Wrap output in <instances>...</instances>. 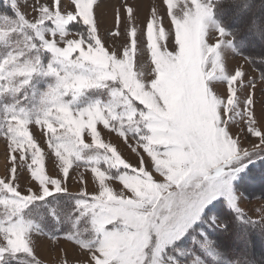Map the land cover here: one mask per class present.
Returning a JSON list of instances; mask_svg holds the SVG:
<instances>
[{
	"label": "rangeland",
	"instance_id": "1",
	"mask_svg": "<svg viewBox=\"0 0 264 264\" xmlns=\"http://www.w3.org/2000/svg\"><path fill=\"white\" fill-rule=\"evenodd\" d=\"M200 2L211 6L210 0H101L96 9L99 39L95 47H82V41L71 35L70 44L57 50L69 59L73 52H79L77 59L83 58L98 69L95 77L57 72L64 80L60 104L53 105L59 122L51 116L42 118L43 106L38 103L42 93L55 84V77L43 71L51 59L47 53L39 54L41 71L21 89V98L27 99L15 114H9L12 131L7 135L9 125L0 113V185L19 187L16 196L20 200L11 203L31 197V193L21 194L31 187L32 179L45 186L49 177H54L53 192H59L32 202L21 213L32 225L28 241L38 264H92L88 245L104 237L86 231L84 224L74 227L75 199L81 192L92 195L96 202L83 201L85 210L98 217L101 228L111 220L118 221L116 235L109 239L102 255L137 264L169 183H177L190 172L231 161L254 150V145L264 147V58L257 68L254 65L259 63H250L238 54L231 36L220 34V23L214 15L204 25L190 15ZM92 4L93 0H77L81 19L88 24L92 22ZM263 9L257 3L253 15L262 16ZM5 10L11 15L5 0H0V11ZM28 15L31 18L30 5ZM80 30L86 31L85 26L80 25ZM22 39L13 37L7 46L0 45V57L9 49L18 50ZM166 40L174 41L176 47L171 48ZM257 41L264 40L250 38L249 46L258 53L264 52ZM35 55V51L27 53L29 59ZM79 71L82 70H73ZM94 79L118 80L128 93L125 104L130 96L148 109L152 118L150 131L143 122L125 119L121 124L110 112L86 107L87 102L108 98L107 89L98 87ZM81 90L85 91L79 97L73 95ZM21 110L25 119L18 118ZM117 113L131 116L123 108ZM98 120L104 128L111 124L116 131L97 126ZM84 129L91 136L88 144L92 147L67 151L64 145L72 137L63 133L67 130L78 134ZM136 129L140 130L139 136ZM125 132L129 133L127 138ZM260 158H264V153L250 154L244 161L246 168L237 169L239 178L234 180L236 192L243 198L241 207L253 219H259V215L252 210L264 207V190L259 183L252 186L249 180L251 162ZM70 169L71 180L64 184L68 189L64 192L60 184ZM4 195L7 194L0 191V196ZM218 207L216 222L226 224L227 229L204 222L198 231L186 233L169 247L167 254L183 259L185 264H252L250 254L259 255L260 251L255 248L252 252L251 241L240 230L247 229L251 238L255 235L250 231L257 226L247 219H238L224 203ZM50 211H58L59 219H54ZM7 216V210L0 209V221ZM45 220L53 223V232L42 226ZM124 220L128 221L127 227ZM258 224L260 233H264V225ZM13 240L17 246L24 244L23 236H14ZM206 240L215 246L203 248ZM8 264L17 262L10 260ZM20 264L34 261L29 255ZM96 264L103 261L97 260Z\"/></svg>",
	"mask_w": 264,
	"mask_h": 264
},
{
	"label": "snow or ice",
	"instance_id": "2",
	"mask_svg": "<svg viewBox=\"0 0 264 264\" xmlns=\"http://www.w3.org/2000/svg\"><path fill=\"white\" fill-rule=\"evenodd\" d=\"M219 2L221 0H216V3ZM100 3L101 0H93L91 9L92 22L88 24L85 23L84 19H81L77 9V0H5V7L6 9H11V15L8 14L7 10L0 11V45L7 46L13 37H23L21 44L17 46L18 50L9 49L7 54L0 57V113L4 114L5 123L9 125L6 135L12 131L10 127L12 120L9 114H15L18 106L27 99V97L21 98V89L29 85L31 78L41 71L40 53L50 55L51 59L46 67H43V71L46 75L55 77V84L49 86L38 101L43 106L41 116L44 119L51 116L59 122V114L54 111L53 105L59 106L60 104L64 80L57 76V72H64L68 75H88L90 77L97 75V66L90 65L83 58L77 59L80 56L79 52H73L71 59H69L66 53L61 54L57 50L70 44L71 41L68 37L71 35L82 41V47L87 48L89 44L95 47V41L99 39L96 9L100 6ZM29 5L31 7V18L28 15ZM250 7V4H241L240 0H233L232 3L231 11L236 17L238 25L242 26L245 33L240 40L241 43L250 38L264 40V17L252 15ZM190 15L196 16L201 24L204 25L214 15V5L208 6L200 2L190 12ZM80 25L85 26L86 31H81ZM94 28L95 32L93 31ZM74 29L76 30L75 33L72 31ZM225 33L232 37V43L235 44L236 36L221 25L220 34ZM217 39H219V36ZM100 42L103 44L102 40ZM165 43L173 49L176 47L172 40H166ZM32 51H35L37 55L29 59L27 53ZM57 64L60 65L58 69L55 68ZM73 70L82 71L74 73ZM93 82L98 87L107 89L108 98L105 101L95 100L87 102L85 103L86 107L98 112H110L121 124L125 119H130L136 123L143 122L150 131L152 118L151 114L148 113V109L139 101H133L130 96L128 97V103L125 104L124 97L128 93L126 89L119 86L118 80L115 82H104L102 79L100 81L94 79ZM85 90L73 95L79 97ZM97 105L99 106L98 109L96 108ZM121 108L131 113V116L118 114L117 109ZM146 115L148 116L147 120L144 119ZM137 117L140 119L137 120ZM18 118L25 119L26 114L21 110ZM98 125H102L103 129L108 132L116 131L111 124L108 128H104V125L99 120L97 121ZM136 132L139 136L140 130L136 129ZM128 134L125 132L124 137L127 138ZM63 135L72 137V140L64 145L70 153L76 147H92V145L88 144L91 136L87 129L78 134L66 130ZM261 139H264V136ZM139 142L143 143L144 141L140 140ZM253 147L254 150L245 151L242 156H238L231 161L223 162L216 167L190 172L182 179H179L177 183L168 184V191L162 193V201L154 213L156 221L151 226V233L146 238L141 258L137 264H185L183 259L168 255L166 250L181 240L186 233L191 235L198 231L200 225L204 222L210 221L218 227L227 229L226 224H217L215 219L218 206L221 203L229 206L236 213L238 219H247L249 223L264 225V207L252 210L259 215V219H253L242 209L241 202L243 198L236 192L234 186V180L239 178L237 169L242 171L246 168L245 159L249 158L250 154L264 153V147L255 145ZM46 168L47 165L45 170ZM29 179H31V173H29ZM54 179V177L50 176L49 182L45 186H41L36 180L32 179L31 187L27 192L21 194L27 195L31 193V197L28 200L20 201L18 204H12L11 202L20 200V197L16 196V192H19V187L17 185H9L8 188H4L3 185H0V191L7 194L0 196V209L8 212L7 218L0 221V264H8L10 260L20 264V261L29 255L33 259L34 264H38L36 254L31 251V244L28 241L32 225L22 218L21 213L32 202L42 201L54 193H59L53 192V187H55ZM70 180L71 169L69 170V176L60 184V189L67 192L68 189L64 187V184H67ZM84 183L88 182L84 181ZM121 186L123 187V185ZM93 192H95V189H93ZM84 200H87L89 204L96 203L92 195L86 196L84 192H81L78 198L75 199L74 227L78 228L80 224H84L86 231L91 232L93 235H102L104 237L98 243L88 245L87 250L92 253L90 256L92 264H96L97 260H102L103 264H128L125 259L117 257L113 260L102 255L109 239L116 235L118 221L111 220V223L105 224L101 228L95 213L85 210ZM36 211L39 210L37 209ZM49 214L54 219H59L58 211H50ZM123 223L125 227L128 226L127 220H124ZM200 234L204 235L203 232ZM14 236H23V246L16 245L13 240ZM73 239L75 238L73 237ZM210 246L214 247V242L206 240L202 247L208 248ZM200 264H203V262L201 261Z\"/></svg>",
	"mask_w": 264,
	"mask_h": 264
},
{
	"label": "trees",
	"instance_id": "3",
	"mask_svg": "<svg viewBox=\"0 0 264 264\" xmlns=\"http://www.w3.org/2000/svg\"><path fill=\"white\" fill-rule=\"evenodd\" d=\"M240 2L241 4H244V5H249V4L251 5L250 11L252 15L255 11V7L257 3H260L264 8V0H240ZM232 3H233V0H221V2L219 3H216V0H210V4L214 5V16H215V19L220 23V27L221 25H223L224 28H226V30H228L229 32L233 33L236 36L235 46L237 48L236 50L238 54L248 58L250 63H253V64L259 63V64L254 65V66H257V68H259L261 67V64H260V61L262 60L261 57L264 58V52L258 53V51H256L254 48L252 49V47L249 46L250 39H248L247 41L243 43L240 42V40L244 37L245 33L243 31L242 26L238 25L237 19L236 17H234L231 11ZM263 12H264V9H263ZM259 17H264V13L262 14V16L260 15ZM256 45L260 47L261 46L264 47V41L262 43L259 42ZM251 164H252L251 165L252 174L251 176H249L250 183L252 186L254 184L259 183L261 185V188L264 190V158H260L259 160L255 162H251ZM226 213L228 215L230 214L229 211H227ZM45 222L46 223H43L42 226L46 228L47 230H50V232H53V229H54L53 223L46 221V220ZM251 224H253V226L260 227L258 223H251ZM257 227H254V229L250 231L251 235L252 234L255 235L254 237H251V238L247 236L248 235L247 229L241 228L240 230V231H244L243 235H246V239H249V241H251V243L249 244L252 245L251 246L252 252L254 251L255 248H258L260 251L259 255L250 254V260L252 264L264 263V233H260V230ZM256 228L258 229V231H255ZM235 229L233 230V233H232L233 236L235 235V232H234ZM240 240H238V242ZM237 259L240 261H243V259H240L238 257ZM236 264H240V262H237Z\"/></svg>",
	"mask_w": 264,
	"mask_h": 264
},
{
	"label": "crops",
	"instance_id": "4",
	"mask_svg": "<svg viewBox=\"0 0 264 264\" xmlns=\"http://www.w3.org/2000/svg\"><path fill=\"white\" fill-rule=\"evenodd\" d=\"M109 1V0H108Z\"/></svg>",
	"mask_w": 264,
	"mask_h": 264
}]
</instances>
